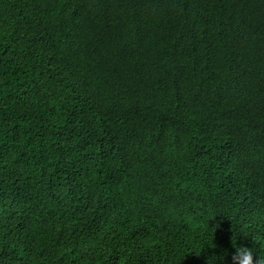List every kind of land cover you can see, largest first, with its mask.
I'll return each instance as SVG.
<instances>
[{"label": "trees", "instance_id": "16d2710c", "mask_svg": "<svg viewBox=\"0 0 264 264\" xmlns=\"http://www.w3.org/2000/svg\"><path fill=\"white\" fill-rule=\"evenodd\" d=\"M235 246L264 264V0H0V264Z\"/></svg>", "mask_w": 264, "mask_h": 264}, {"label": "clouds", "instance_id": "9594fccd", "mask_svg": "<svg viewBox=\"0 0 264 264\" xmlns=\"http://www.w3.org/2000/svg\"><path fill=\"white\" fill-rule=\"evenodd\" d=\"M210 230V229H209ZM212 232V230H211ZM203 245L201 246V248ZM200 248V250H201ZM234 251L231 255V264H261L260 257L254 252L253 248L248 247H233ZM199 250V252H200ZM225 254H221L219 257H213L206 260V264H214L216 259L223 261ZM255 257V259H254Z\"/></svg>", "mask_w": 264, "mask_h": 264}]
</instances>
